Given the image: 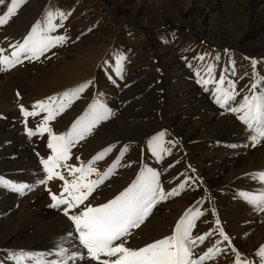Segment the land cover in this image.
Wrapping results in <instances>:
<instances>
[{
  "label": "rangeland",
  "instance_id": "obj_1",
  "mask_svg": "<svg viewBox=\"0 0 264 264\" xmlns=\"http://www.w3.org/2000/svg\"><path fill=\"white\" fill-rule=\"evenodd\" d=\"M146 1L26 0L8 23L0 25V48L5 50L0 55L10 58L18 50L14 46L24 42L37 21L45 25L49 11L57 27L48 35L66 37L38 59H26L20 52V63L10 68L0 64V69L6 68L0 70V177L27 186L19 192L0 184L9 194L0 196V219L9 218L0 225V244L22 229L26 219L31 220L29 227L38 229L32 240L25 241H31L26 247L8 241L0 251V264H100L87 256L70 215L107 203L150 172L158 173L165 193L176 189L179 194L156 203L147 222L116 243L144 247L172 235L186 212L199 210L203 215L194 221L192 237L212 235L197 243L192 259L218 244L219 254L203 264H235L237 252L241 264H261L257 253L264 246V211L240 193L264 189V180L255 176L264 172V138L253 146L250 137L255 133L239 119L243 113L230 109L238 108L245 96L264 92V0H157L161 22H154L149 11L136 14L138 5ZM10 5L11 0H5L0 15ZM58 12L70 15L62 19ZM199 18L201 28L190 26ZM88 81L91 84L78 98H63L65 105L71 104L59 112L60 94ZM223 90L238 94L221 106L217 97ZM50 96L58 97L53 108L59 114L47 121L55 135L69 132L86 112L111 110L107 120L74 141L70 158L56 169L66 180L81 175H70L71 167L86 168L107 148L111 151L93 162L96 171L86 175L84 183L99 180L119 158L103 183L69 215L64 214L66 205L50 206L51 194L59 197L64 181L47 180L42 160L53 155L47 146L51 136L38 129L48 112L32 107ZM13 101L17 113L9 114ZM21 105L38 114L25 117ZM118 116V121L102 128ZM29 129L35 134L29 135ZM160 132L165 135L154 150L149 141ZM18 194L17 209L12 195ZM217 219L230 244L217 231ZM74 252L77 258L69 259ZM103 259L108 258L101 254Z\"/></svg>",
  "mask_w": 264,
  "mask_h": 264
},
{
  "label": "snow or ice",
  "instance_id": "obj_2",
  "mask_svg": "<svg viewBox=\"0 0 264 264\" xmlns=\"http://www.w3.org/2000/svg\"><path fill=\"white\" fill-rule=\"evenodd\" d=\"M26 0H11V5L7 7L6 12L0 15V25L8 23L9 19L16 14L19 5H22ZM5 4V0H0V5ZM62 19H66L67 15L64 12L57 13ZM53 13L49 11L46 17V23L42 27L41 23L37 21L31 28V31L24 42L19 44L17 51L11 53L9 56L0 55V64L6 65L7 68L13 67L15 63H20L19 53L26 54V59L39 58L44 52L56 44L63 43L66 40L64 36H50L49 32L54 31L57 25L52 23ZM5 50L0 48V53ZM14 58V59H13ZM123 59V58H122ZM203 59V57H201ZM0 70H6L0 69ZM211 74V68L208 69ZM224 78L221 77L220 83L223 84ZM207 83V81H206ZM91 81L78 85L75 89H71L60 94L61 103L59 106V112L64 111L68 105L63 103V98L72 96L78 98V94L82 92ZM230 88L235 87L234 84L229 85ZM218 91H221L218 89ZM235 91L223 90V94L217 97V103L224 106L229 100H234L236 95ZM57 96H50L47 101H37L32 107L33 109L39 108L43 111H47L48 115L45 117V123L40 126L38 131L41 133L48 132L51 138L48 141V148L53 152V155L49 156L46 160H42L45 169L48 173L47 180L53 178H59L64 181L62 185L63 191L58 197L56 194H51V199L54 203L50 206L57 207L59 205H66L64 208V214L69 215L72 209L78 208L84 201L88 200V197L94 191L95 187L103 183V180L113 171L118 165V160L114 162L99 180L89 181L84 183L86 175L96 171L92 167V164L96 160L103 159L104 156L111 151V148L105 149L103 152L97 154L92 161H89L88 166L85 168L71 167L69 174L74 175L79 172L81 175L74 178L71 182L65 179L63 174L56 169L61 167L62 161H67L70 158V149L73 146L75 140H82L87 134L92 131L94 125L98 124L102 120H107L111 115V110L106 107L103 111H91L86 112L83 116L78 118L71 126L69 132L61 135L52 134V130L47 125V121L55 119V116L59 114L54 108L53 104L57 101ZM91 108V106H90ZM232 112H242L239 119L244 121L249 129H252L255 134L251 135L253 146L260 142L261 138H264V92L260 94L252 95L251 98L245 96L243 103L238 108H231ZM21 111L25 117L37 115L36 111H29L21 105ZM29 135L35 133L29 129ZM165 135L164 132H160L157 136L152 137L149 141L150 145L159 147V141ZM167 151V149H165ZM63 167L68 168L67 164ZM260 180H264V172L255 174ZM158 173L150 172L149 176L139 177L137 181H134L128 188L117 195L114 199L109 200L107 203L100 204L96 207L87 206L85 210L81 211L78 215H70V219L74 222L75 230L79 233V240L83 247L87 249V256L97 260L100 264H203V261L214 258L219 254L221 249L218 244L214 245L198 259H192V249L197 243H202L206 238L212 235L211 232H206L203 235H197L192 237V228L195 227L194 221L203 215L202 212L196 210L191 214L185 213L184 216L176 223L175 230L172 235L158 239L152 243L147 244L144 247L133 249L125 246V242L116 243L122 241V238L130 235V229L138 228L141 223L148 217L152 208L156 203L167 199L172 195H178L176 189H172L171 192L165 193L160 187L157 180ZM46 180H41L40 183H46ZM0 184H5L12 189L23 192L26 185L12 184L5 181L0 177ZM179 187L183 189L184 184H180ZM81 189H87L82 191ZM67 193V196L64 194ZM240 195L249 203L256 205L257 210L264 211V189H261L259 193H246L241 192ZM218 226L217 231L223 237V240L231 243L229 236L223 231L222 227H219L220 221L216 220ZM71 236L72 233H69ZM219 243V242H218ZM235 251V249H233ZM65 249L60 250V254L64 255ZM101 254L108 259L101 260ZM25 254H21L18 259H22ZM257 255L261 257V264H264V246H261ZM78 253L74 252L69 259H76ZM83 259V256H80ZM56 264V262H52ZM67 264V261H64ZM235 264H241L240 253H236Z\"/></svg>",
  "mask_w": 264,
  "mask_h": 264
},
{
  "label": "bare ground",
  "instance_id": "obj_3",
  "mask_svg": "<svg viewBox=\"0 0 264 264\" xmlns=\"http://www.w3.org/2000/svg\"><path fill=\"white\" fill-rule=\"evenodd\" d=\"M147 6V7H146ZM157 6H158V1L157 0H147L146 2H144V3H141V4H139L138 5V9H137V11H136V14H138V13H142V11L144 10L145 11V13H147V11H149V15L150 16H152V18L154 19V22L155 21H160L161 22V15L163 14V12L162 11H160V6H159V9L157 8ZM142 9V10H141ZM154 10V14L152 13L151 14V12ZM102 14V13H101ZM179 18H181V17H179ZM193 18V17H192ZM210 18V17H209ZM190 20V19H189ZM193 20V19H192ZM191 20V21H192ZM203 19L202 18H199V19H197V21L196 22H194V24H193V22H191L192 23V25L190 24V26H192V27H194V28H197V29H199V28H201V26H202V24H203ZM139 53V52H138ZM244 54V53H243ZM241 57V56H240ZM166 64V63H165ZM246 64V63H245ZM244 64V65H245ZM253 64V63H252ZM240 66H243V65H240ZM246 66V65H245ZM249 66V65H248ZM165 67V66H164ZM254 67V66H253ZM244 69V68H243ZM241 70H242V68H241ZM246 70V69H245ZM82 76V74L80 75V74H77V76L76 77H81ZM11 103V105L8 107V109H7V111H9L8 113L9 114H12V113H17V112H15V111H17L16 109H17V105H15L16 104V102L15 101H13V102H10ZM0 109H2V106L0 107ZM7 111H6V113H7ZM117 118H119V116L118 117H115V118H113L112 120H110L108 123H106L102 128H105L107 125H109L110 123H113V122H115V121H118L119 119H117ZM212 120V119H211ZM228 131V130H227ZM115 140V139H114ZM122 141V140H121ZM117 142H119V141H117ZM117 142H115L116 144H117ZM111 143V142H110ZM113 143V142H112ZM221 144H223V143H221ZM242 144V143H241ZM226 145H228L229 146V144H226ZM116 146V145H115ZM113 148H114V146H113ZM231 150V149H230ZM225 160V159H224ZM231 160V159H230ZM6 162V161H5ZM233 166H235L234 164L233 165H231V167H233ZM1 187H3V188H0V196H2L1 197V199L2 198H4V197H7V196H9V194H7V192L5 191V185H3V186H1ZM19 193V192H18ZM21 195V194H20ZM11 196V195H10ZM12 197H13V200H14V202H15V204H17V209L19 208V203H20V200H21V196H19V194L18 195H16L15 197H14V195H12ZM8 198V197H7ZM5 200V199H4ZM6 202V201H5ZM13 202V203H14ZM11 203V202H10ZM12 205V204H11ZM22 218H24V219H26L25 218V216H23ZM9 219V218H8ZM8 219H4V220H1L0 219V225L1 224H4ZM4 221V222H3ZM29 221H31L30 219H26L25 221H24V225L25 226H27V227H22V229L20 228V229H18L17 231H14V232H11L9 235H7L5 238V240H4V243H2V244H0V251H4L5 250V247H3L4 245H7L6 243L9 241H14V244H16L17 245V247H19V248H22V247H26V245L27 244H30V242L29 243H26L25 241L29 238V239H31L32 240V238L34 237V236H36L37 235V232H38V229H36L35 227H34V229L32 228V227H29L30 225H31V223L29 222ZM145 222H147V220H145ZM31 232H33V233H31ZM11 238H13L12 240H10ZM35 243V242H34ZM13 244V245H14ZM32 245V244H31ZM24 249V248H23ZM48 257V256H47ZM42 263V262H41ZM80 263V261L79 262H77L76 264H79ZM68 264V263H67Z\"/></svg>",
  "mask_w": 264,
  "mask_h": 264
}]
</instances>
